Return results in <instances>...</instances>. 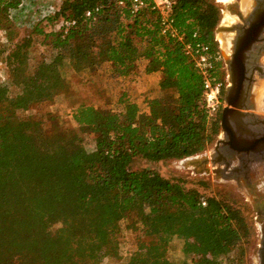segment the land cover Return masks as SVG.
<instances>
[{
	"label": "trees",
	"instance_id": "obj_1",
	"mask_svg": "<svg viewBox=\"0 0 264 264\" xmlns=\"http://www.w3.org/2000/svg\"><path fill=\"white\" fill-rule=\"evenodd\" d=\"M21 4L0 0V57L10 76L0 81V264H100L119 254L123 220L154 232L151 240L138 238L127 264H239L240 242L250 232L240 206L204 196L183 179L131 168L136 157L203 152L220 128L221 109L209 114L203 76L183 43L162 33L160 13L145 7L133 14L117 0H63L34 25L55 54L30 71L32 32L14 42L10 18ZM170 16L185 41H196L197 31L198 40L219 51L221 12L212 0H175ZM44 23L53 28L44 31ZM104 62L121 78L159 72L160 94L140 101L123 92L119 110L81 103L73 110L77 127L56 121L50 132L19 114L69 88L64 65L80 71ZM81 133L95 134L92 150ZM174 237L183 241L181 262L168 256ZM238 247L239 258L230 256Z\"/></svg>",
	"mask_w": 264,
	"mask_h": 264
},
{
	"label": "rangeland",
	"instance_id": "obj_2",
	"mask_svg": "<svg viewBox=\"0 0 264 264\" xmlns=\"http://www.w3.org/2000/svg\"><path fill=\"white\" fill-rule=\"evenodd\" d=\"M63 0H22L21 6L11 11V21L14 23L18 36L14 38V42L32 32V45L29 48V68L34 69L37 63L43 59H50L55 54V49L50 43V39H46L44 34L35 31L34 25L40 20V15L45 8L53 6L58 8ZM216 3L221 12L219 23L233 22L237 16L231 14L228 4L240 2V6L249 0H212ZM44 31H50L53 24L44 23ZM224 34V35H223ZM224 32H215V40L218 42V49L222 55L226 56V48L222 39L225 37ZM222 37V38H220ZM0 40L5 41L4 32L0 29ZM12 47V43L9 45ZM224 57V56H223ZM62 74L69 82V88L63 93L58 94L52 100L41 103L32 104L27 110L19 111L21 116H31L42 122V125L49 132L53 128L54 122L77 127L73 118V110L81 103L92 104L101 108H110L119 110L122 106L120 98L123 92H126L133 100L143 101L144 97L151 98L157 96L160 92L155 87L156 81L152 78L143 76V72L136 76L132 73L131 77H117L113 74L111 65L104 62L94 68H85L76 71L73 66L66 64L62 67ZM219 77L224 81L225 87L228 84V73L224 60L220 61L218 69ZM121 78V79H120ZM259 79V76H258ZM257 79L255 85H259L261 80ZM9 70L1 61L0 57V81L9 82ZM225 89V88H224ZM18 87L10 85V92L15 94ZM224 92V90H223ZM225 103H223V106ZM221 108V111H222ZM261 113L260 111H258ZM220 134L216 135L214 141L204 150H211ZM83 142L88 150H92L95 146V134L81 133ZM131 168L136 169H152L161 175L172 180L183 179L186 187H197L204 196H216L230 200L236 206H240L243 214L246 216L250 226V232L241 240V249L243 254L240 256L239 247L235 248L230 256L238 257L239 264H259L258 249L261 239V231L258 222V216L252 206V202L247 194L239 189L233 182L218 180L212 174H198L192 168L185 167L181 159H167L161 161H151L145 158L136 157L131 164ZM201 182H205V185ZM130 220H123L120 223L118 233L119 254L117 256H107L102 258L100 264H127L132 252L137 249V241L139 237L145 240H151L154 232L145 223H139L137 228L129 227ZM58 225H56L57 227ZM183 241L174 237L168 246V256L175 261H183L186 259L182 250Z\"/></svg>",
	"mask_w": 264,
	"mask_h": 264
},
{
	"label": "water",
	"instance_id": "obj_3",
	"mask_svg": "<svg viewBox=\"0 0 264 264\" xmlns=\"http://www.w3.org/2000/svg\"><path fill=\"white\" fill-rule=\"evenodd\" d=\"M228 8L237 20L219 23L215 29L229 34L231 43L225 57L228 84L223 92L220 134L211 150L181 161L198 174L233 182L247 194L260 224L258 257L259 264H264V112H258L255 90L257 75L263 74L264 45L259 42L264 41V0H252L248 10H242L240 2Z\"/></svg>",
	"mask_w": 264,
	"mask_h": 264
},
{
	"label": "built area",
	"instance_id": "obj_4",
	"mask_svg": "<svg viewBox=\"0 0 264 264\" xmlns=\"http://www.w3.org/2000/svg\"><path fill=\"white\" fill-rule=\"evenodd\" d=\"M120 6H129L131 12L136 14L145 7H151L158 11L161 15L162 33L169 34L175 38H178L184 46L185 52L194 60L195 66L203 76L204 87V101L209 114L218 112L224 103L223 89L225 86L224 81L217 74L218 64L221 61L220 51H213L210 45L198 40V32L193 33V38L196 41H185L183 35L173 26V19L170 16V12L173 8L175 0H117ZM56 8L48 6L43 10L40 18L44 17ZM90 11L86 12L89 16ZM67 26L75 24V21H68ZM203 204H206V200L203 199Z\"/></svg>",
	"mask_w": 264,
	"mask_h": 264
},
{
	"label": "bare ground",
	"instance_id": "obj_5",
	"mask_svg": "<svg viewBox=\"0 0 264 264\" xmlns=\"http://www.w3.org/2000/svg\"><path fill=\"white\" fill-rule=\"evenodd\" d=\"M251 2L252 0H249L248 2H246L244 5H242L241 9L242 10H248L251 6ZM247 8V9H245ZM225 33V32H224ZM225 37H220L222 39H220L223 43V45L225 46L227 52H226V56L227 57L230 52H231V43H230V39H229V35L227 33H225ZM224 35V34H223ZM259 85H256L255 90L257 92V99H258V104H259V111L264 112V80L258 82ZM260 225V224H259Z\"/></svg>",
	"mask_w": 264,
	"mask_h": 264
},
{
	"label": "flooded vegetation",
	"instance_id": "obj_6",
	"mask_svg": "<svg viewBox=\"0 0 264 264\" xmlns=\"http://www.w3.org/2000/svg\"><path fill=\"white\" fill-rule=\"evenodd\" d=\"M243 5H244V4H243ZM232 8L235 9V6H233ZM236 9H237V8H236ZM245 9H247V8H245ZM234 20H236V19L234 18ZM234 20H233V21H234ZM228 35H229V34H228ZM229 39H230V36H229ZM259 44L264 45V41L259 42ZM221 52H222L221 60L223 61L224 58H225V55L223 54V51H222V50H221ZM223 56H224V57H223ZM260 65H261V67H262V69H263V74L257 75V79H258V76H259V79H261L260 81H262V80H264V53L261 54ZM259 79H258V80H259ZM260 81H259V82H260ZM224 88H225V86H224Z\"/></svg>",
	"mask_w": 264,
	"mask_h": 264
},
{
	"label": "crops",
	"instance_id": "obj_7",
	"mask_svg": "<svg viewBox=\"0 0 264 264\" xmlns=\"http://www.w3.org/2000/svg\"><path fill=\"white\" fill-rule=\"evenodd\" d=\"M141 66V65H140ZM142 67V66H141ZM145 67V64H143V68ZM148 76V78H152V79H160V73L159 72H156V73H152V75H150V74H147Z\"/></svg>",
	"mask_w": 264,
	"mask_h": 264
}]
</instances>
